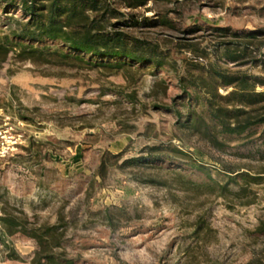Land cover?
I'll return each mask as SVG.
<instances>
[{
	"label": "rangeland",
	"instance_id": "374dc122",
	"mask_svg": "<svg viewBox=\"0 0 264 264\" xmlns=\"http://www.w3.org/2000/svg\"><path fill=\"white\" fill-rule=\"evenodd\" d=\"M108 1L114 27L160 62L11 53L0 67V213L18 228L57 224L49 250L77 264H264V121L223 132L206 100L234 106L223 96L239 77L264 90V0ZM247 108L264 117V99ZM36 248L0 226V264H33Z\"/></svg>",
	"mask_w": 264,
	"mask_h": 264
},
{
	"label": "trees",
	"instance_id": "16d2710c",
	"mask_svg": "<svg viewBox=\"0 0 264 264\" xmlns=\"http://www.w3.org/2000/svg\"><path fill=\"white\" fill-rule=\"evenodd\" d=\"M145 1L136 0L133 5ZM0 10V67L11 53L15 59L35 63L70 60L107 66L115 65V61L107 58L123 57L135 62L155 63L161 59L159 51L148 47L141 37L114 27L116 23L110 18L117 17L119 11L108 0H0ZM133 21L137 23L139 19L133 18ZM49 39L58 41L63 45L62 49L47 45ZM235 79H239L240 87L223 96L234 106L214 108L211 105L212 97L206 96L212 109V124L220 125L222 131L227 133H239L252 124L264 121V117L254 119L251 109L247 108L263 101L264 90L256 91L254 87H249L246 77ZM233 81L229 78L228 83ZM207 92L218 94L216 88H210ZM187 93L194 95L190 91ZM21 223L7 209L0 213L3 232L12 234L20 230L36 239L33 264H77L75 257L49 250L60 243L57 224L44 223L30 230L18 228ZM246 264L258 262L252 258Z\"/></svg>",
	"mask_w": 264,
	"mask_h": 264
}]
</instances>
